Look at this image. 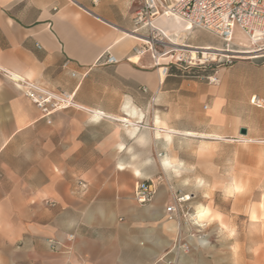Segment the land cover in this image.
Instances as JSON below:
<instances>
[{"label":"crops","instance_id":"0c3cea01","mask_svg":"<svg viewBox=\"0 0 264 264\" xmlns=\"http://www.w3.org/2000/svg\"><path fill=\"white\" fill-rule=\"evenodd\" d=\"M138 8L137 0H0V264H168L181 232L166 220L168 187L159 184L146 205L133 192L179 173L177 136L204 151L234 147L247 168L259 152L264 164V107L251 103L264 104V60L202 66L195 81L168 56L161 81L151 53L134 52ZM157 26L170 40L190 30L175 18ZM197 37L183 44L220 48ZM107 52L119 63L104 64ZM215 72L217 85L208 81ZM30 86L68 93L74 106L44 117Z\"/></svg>","mask_w":264,"mask_h":264},{"label":"rangeland","instance_id":"374dc122","mask_svg":"<svg viewBox=\"0 0 264 264\" xmlns=\"http://www.w3.org/2000/svg\"><path fill=\"white\" fill-rule=\"evenodd\" d=\"M183 33L186 37L174 31L170 42L182 44L184 48L171 45L169 49L176 52L175 62L178 58L184 60L178 65L190 71L186 74L187 80L197 81V60H212L213 57L205 56L198 48L192 51L185 47L183 42L201 40L197 36L203 35L216 40L220 47L218 49L224 46L219 38L203 30H189ZM234 42L240 46L234 47L235 50L253 49L248 38L238 29ZM197 52V55L193 54ZM193 55L196 56V61H192ZM206 65L213 66V63ZM196 123L195 120L194 124ZM176 140L177 158L173 163L178 165L179 173L172 176L163 174L153 180L166 184L171 196L173 194L170 186L173 185V193L191 197L186 206V219L182 221L185 225L181 227L179 235H174L173 257L167 263L264 264V192L260 191L261 188L264 189L261 184L264 164L260 159L261 154L256 152L254 165L247 168L245 153L234 147L225 146L216 152L214 149L204 151L199 149L201 144H198L196 138L177 136ZM237 188L241 191L237 192ZM201 207H209L211 210L209 220L203 227L195 225L194 220ZM203 237L205 247L197 249V239ZM180 244L188 245L189 250L180 249ZM199 250L202 256L198 255Z\"/></svg>","mask_w":264,"mask_h":264},{"label":"built area","instance_id":"2783aa9c","mask_svg":"<svg viewBox=\"0 0 264 264\" xmlns=\"http://www.w3.org/2000/svg\"><path fill=\"white\" fill-rule=\"evenodd\" d=\"M137 2L139 8L134 18L131 35L141 45L136 47L134 52L137 56L151 53L155 66L159 72L163 70L165 76L168 75L170 69L169 66L162 65L161 60L173 56L176 52L174 49H169L171 46L169 37L157 26V19L162 17L178 18L183 24L188 25L190 30L206 31L223 42L222 51L225 55L219 54L215 60L210 58L204 61L198 60L197 67L210 66L206 65L210 62L213 63L212 67L219 68L231 67L240 59L264 60V0H137ZM237 29L248 38L250 46L253 47L251 50H257V54L249 58L234 56V54H241L247 50L234 49V47L240 48L234 42ZM203 57L202 53V59ZM102 61L107 65L119 63L118 58L110 52L103 56ZM179 61L184 60L180 58ZM208 81L214 85L220 82L216 72L214 76L208 78ZM30 90L38 93L28 92V95L41 108L44 117L74 106L73 96L68 93L51 94L35 86H30ZM251 103L259 108L264 107L263 101L256 97L252 98ZM158 186L159 183L153 180L139 182L134 188V199L140 205L151 203L157 194ZM172 194V202L165 211L166 220L183 227L185 224L182 221L186 219V206L191 199H188V196H178L173 192ZM73 239L74 235H70L68 242ZM49 245L57 252L66 248L62 243L53 240H49ZM179 248L189 250L186 244H180Z\"/></svg>","mask_w":264,"mask_h":264},{"label":"bare ground","instance_id":"6f19581e","mask_svg":"<svg viewBox=\"0 0 264 264\" xmlns=\"http://www.w3.org/2000/svg\"><path fill=\"white\" fill-rule=\"evenodd\" d=\"M164 18V17H163ZM175 19H177V20H179L178 18H175ZM180 21V20H179ZM186 26H188V25H186ZM166 34V33H165ZM167 35V34H166ZM170 44L171 45H173V46H176V47H181L182 45L181 44H179V43H177V45H175L174 43H172V42H170ZM181 48H183V47H181ZM189 48V47H188ZM191 50L192 49H195V48H190ZM189 49V50H190ZM193 51V50H192ZM202 52H204V54H205V56H209V57H213V59L212 60H215L216 58H217V56L219 55V54H221V55H225V53H223V51H222V49H212V48H207V49H202ZM257 50H251V51H245V52H243V53H241V54H234V56H237V57H246V58H249V57H251V56H254L255 54H257ZM193 54H195V55H197V53H193ZM194 56V55H193ZM192 60H197V58H196V56H194L193 58H191ZM204 59V58H203ZM139 60V58L138 57H135V58H133L132 59V62H137ZM198 61V60H197ZM10 75V74H9ZM160 76H161V81H163L164 79H165V75H164V73H163V70H161L160 71ZM11 79H13V80H15L16 82H18L19 84H21L22 82V80L18 77V76H16V75H11ZM158 135H160V133H158ZM188 199H191V197L190 196H188ZM206 209V208H205ZM202 213H207V215H204V216H202ZM210 213V210L207 208L206 210H203V211H201V212H199V220H204L207 216H208V214ZM194 220H195V218H194ZM195 221H198V219H196ZM198 222H200V221H198ZM201 223V222H200ZM172 224H174V223H172ZM196 225H198L197 224V222H196ZM176 226H177V228H181L180 226H178L177 224H176ZM199 226V225H198Z\"/></svg>","mask_w":264,"mask_h":264},{"label":"snow or ice","instance_id":"6c2138e0","mask_svg":"<svg viewBox=\"0 0 264 264\" xmlns=\"http://www.w3.org/2000/svg\"><path fill=\"white\" fill-rule=\"evenodd\" d=\"M137 175H139V173H137ZM236 191L239 192V191H241V189L237 188ZM204 215H207V213H202V216H204Z\"/></svg>","mask_w":264,"mask_h":264},{"label":"water","instance_id":"95a60500","mask_svg":"<svg viewBox=\"0 0 264 264\" xmlns=\"http://www.w3.org/2000/svg\"><path fill=\"white\" fill-rule=\"evenodd\" d=\"M245 133H246L245 130H243L242 134H245Z\"/></svg>","mask_w":264,"mask_h":264}]
</instances>
